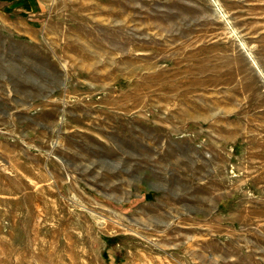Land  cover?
<instances>
[{
  "label": "rangeland",
  "instance_id": "374dc122",
  "mask_svg": "<svg viewBox=\"0 0 264 264\" xmlns=\"http://www.w3.org/2000/svg\"><path fill=\"white\" fill-rule=\"evenodd\" d=\"M0 264H264V0H0Z\"/></svg>",
  "mask_w": 264,
  "mask_h": 264
}]
</instances>
